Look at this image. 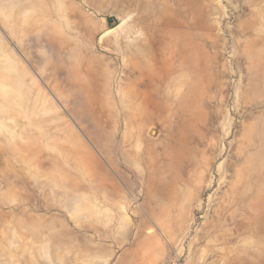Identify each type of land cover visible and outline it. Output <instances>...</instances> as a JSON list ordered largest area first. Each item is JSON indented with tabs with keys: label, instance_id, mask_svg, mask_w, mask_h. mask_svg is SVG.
Returning a JSON list of instances; mask_svg holds the SVG:
<instances>
[{
	"label": "rangeland",
	"instance_id": "obj_1",
	"mask_svg": "<svg viewBox=\"0 0 264 264\" xmlns=\"http://www.w3.org/2000/svg\"><path fill=\"white\" fill-rule=\"evenodd\" d=\"M0 264H264V0H0Z\"/></svg>",
	"mask_w": 264,
	"mask_h": 264
}]
</instances>
